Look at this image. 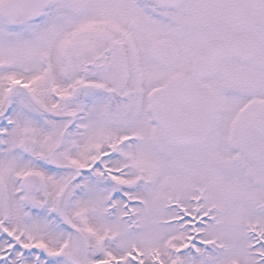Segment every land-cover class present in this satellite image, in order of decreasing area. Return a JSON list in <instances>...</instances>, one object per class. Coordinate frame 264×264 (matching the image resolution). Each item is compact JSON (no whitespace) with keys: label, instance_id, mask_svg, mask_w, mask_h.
I'll return each mask as SVG.
<instances>
[{"label":"snow or ice","instance_id":"1","mask_svg":"<svg viewBox=\"0 0 264 264\" xmlns=\"http://www.w3.org/2000/svg\"><path fill=\"white\" fill-rule=\"evenodd\" d=\"M0 264H264V0H0Z\"/></svg>","mask_w":264,"mask_h":264}]
</instances>
